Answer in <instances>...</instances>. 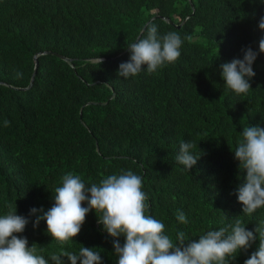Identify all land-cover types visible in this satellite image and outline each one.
Here are the masks:
<instances>
[{
    "label": "trees",
    "instance_id": "16d2710c",
    "mask_svg": "<svg viewBox=\"0 0 264 264\" xmlns=\"http://www.w3.org/2000/svg\"><path fill=\"white\" fill-rule=\"evenodd\" d=\"M261 17L264 0H0V216L16 204V214L28 220L14 235L53 264L61 246L46 221L34 227L42 213L31 209L53 206L65 174L90 187L131 170L142 178L148 214L173 242L179 231L193 240L241 220L257 239L229 264H244L258 249L264 207L243 213L236 192L246 173L234 151L243 127L264 128ZM147 24L159 36L177 32L181 55L155 73L143 65L124 79L119 65L129 61L128 46L146 36ZM249 47L258 54L255 76L248 93L237 95L220 66L242 60ZM189 141L200 157L187 171L176 157ZM97 215L89 211L63 248L94 249L102 264H117V238ZM125 239L119 237L121 246Z\"/></svg>",
    "mask_w": 264,
    "mask_h": 264
},
{
    "label": "clouds",
    "instance_id": "9594fccd",
    "mask_svg": "<svg viewBox=\"0 0 264 264\" xmlns=\"http://www.w3.org/2000/svg\"><path fill=\"white\" fill-rule=\"evenodd\" d=\"M264 30V17L258 25ZM146 36L128 46L131 53L127 62L119 65L118 76L127 79L137 76L143 65L149 74L168 64H174L181 55L183 44L177 32L158 35L155 24H147ZM190 39V37H189ZM259 52L264 53V38L259 41ZM257 52L250 47L245 50L243 59H233L223 63L221 76L226 87L237 95L247 94L251 85L249 80L255 76L253 63ZM98 63L102 60L98 58ZM10 122L5 120L4 126ZM242 139L234 151L239 161L240 172L246 173L238 186V201L243 205V213L252 215L264 207V128L245 126ZM192 142H182L177 162L188 171L199 159L191 151ZM142 178L131 170L122 174H112L86 187L78 175L71 173L62 177V186L55 189L54 204L48 210L33 208L37 216L34 227L41 220L46 221L47 232L60 246L59 254H51L53 264H102L100 252L81 247L78 253L64 250L63 246L77 236L91 210L99 213L98 223L112 237L117 238L113 247L119 257L117 264H229L240 249H247L257 239L253 231H248L237 219L234 225L219 230L208 231L198 239L188 240L183 231L176 235V242L165 234V225L148 214L147 194L142 191ZM90 193V195H88ZM87 201V207L82 203ZM8 212L0 216V264H49L42 255L37 254L36 245L28 247L26 238L14 233H22L28 220L16 214V204L8 205ZM177 220L186 224L182 211L177 212ZM229 228L231 231L229 232ZM259 232L258 249L244 264H264V230ZM124 236L123 246L119 237Z\"/></svg>",
    "mask_w": 264,
    "mask_h": 264
},
{
    "label": "water",
    "instance_id": "95a60500",
    "mask_svg": "<svg viewBox=\"0 0 264 264\" xmlns=\"http://www.w3.org/2000/svg\"><path fill=\"white\" fill-rule=\"evenodd\" d=\"M169 22H170V21H169ZM179 26H180V25H177L178 28H179ZM56 54H57V53H56ZM57 55H59L60 57L64 58V57L61 56L60 54H57ZM36 68H37V61L35 62V69H34V72H33L32 76H31V79H30V82H29V84H28V87H31L32 84H33V80H34V75H35V72H36Z\"/></svg>",
    "mask_w": 264,
    "mask_h": 264
}]
</instances>
